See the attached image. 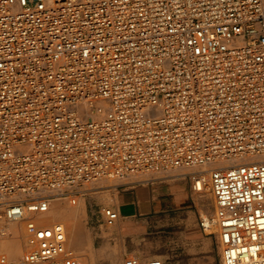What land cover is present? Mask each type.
<instances>
[{"label":"built area","instance_id":"obj_1","mask_svg":"<svg viewBox=\"0 0 264 264\" xmlns=\"http://www.w3.org/2000/svg\"><path fill=\"white\" fill-rule=\"evenodd\" d=\"M203 166L220 264H264V0H0V235L26 242L0 264H88L37 222L54 199Z\"/></svg>","mask_w":264,"mask_h":264},{"label":"rangeland","instance_id":"obj_2","mask_svg":"<svg viewBox=\"0 0 264 264\" xmlns=\"http://www.w3.org/2000/svg\"><path fill=\"white\" fill-rule=\"evenodd\" d=\"M175 170L192 171L189 168ZM118 182L119 180L105 179L87 185L83 194L77 198L78 202L80 200L83 202L81 208L77 207L78 202L71 204L67 199H59L62 205L67 207L70 218L78 226L77 245L70 246L68 242L67 245L83 262L88 264H123L126 257L136 256L143 262L148 258H158L164 264H220L216 229L213 228L211 229L212 233H208L209 231L204 232L200 225L202 214L205 213L211 217L215 208L214 197L209 194L211 190L208 182L207 189L198 192L200 195L198 227L207 237V241L200 242L195 247L186 246L181 241L178 232L172 228L164 231L162 229L153 230L132 237L121 234L114 224H106L102 216V209L111 207L109 205L111 194ZM75 211H78L77 214ZM66 239L68 240V237ZM22 253L21 247L19 258Z\"/></svg>","mask_w":264,"mask_h":264},{"label":"crops","instance_id":"obj_3","mask_svg":"<svg viewBox=\"0 0 264 264\" xmlns=\"http://www.w3.org/2000/svg\"><path fill=\"white\" fill-rule=\"evenodd\" d=\"M190 172L173 170L119 180L109 202L119 215L114 227L132 237L172 228L186 246L206 242L198 227L200 195L192 188Z\"/></svg>","mask_w":264,"mask_h":264},{"label":"bare ground","instance_id":"obj_4","mask_svg":"<svg viewBox=\"0 0 264 264\" xmlns=\"http://www.w3.org/2000/svg\"><path fill=\"white\" fill-rule=\"evenodd\" d=\"M235 161H237V160H235ZM224 163H226V164L230 163L231 164V163H234V161L233 160H230L227 162L224 161ZM208 167L210 168L212 166L209 165ZM208 167L203 166L197 170V171L201 172V174H202L201 178L198 179V181H197V185L201 189H204V190L207 189L208 175L205 173V171L209 169ZM135 181H137V180H135ZM209 194L211 195L212 193L209 192ZM76 202H78V200ZM82 203L83 202H81V200H80L77 203L78 204L77 207L81 208V206L83 205ZM68 212L69 211H68L67 207L63 206L62 203L59 201V199H54V201H52L51 204L49 205L47 212H45L44 214L43 213L38 214L36 216V219H37V222H39V223H42V222L51 223V222H54L57 220L59 222L63 223V225L65 227L66 237H68V240L66 239V243L68 242V245H70V246H76L77 242H78V233H79L78 232V226L70 218V215H69L70 212L69 213ZM77 212H76V214H77ZM202 217L206 222H208V219H210L209 216H207L205 213L202 214ZM1 225H2V228L4 230H6V235H0V251H6L10 255V257L18 259L19 254L21 252V247L23 250L26 246L24 229H23L21 223H17V222L2 223ZM68 245H67V247H68Z\"/></svg>","mask_w":264,"mask_h":264}]
</instances>
